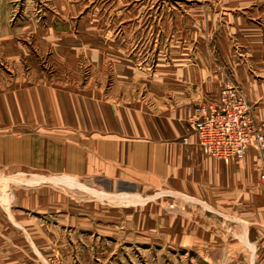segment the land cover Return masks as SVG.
I'll return each instance as SVG.
<instances>
[{
    "label": "rangeland",
    "instance_id": "374dc122",
    "mask_svg": "<svg viewBox=\"0 0 264 264\" xmlns=\"http://www.w3.org/2000/svg\"><path fill=\"white\" fill-rule=\"evenodd\" d=\"M80 1L62 6L52 0H0V92L55 82L100 89L107 96L142 98L162 88L148 81L160 75H180L184 64L199 66V70L214 60L225 64L218 43L232 46L230 52L234 49L233 56L244 59V64H254L244 53L246 40L237 41V34L231 37L225 31L221 38L215 37L221 34L227 12L248 11L262 31L259 39L264 53V0L235 4L229 0ZM180 58L188 62L174 64ZM123 74L134 77L132 83L115 85ZM225 75L223 87L228 80L241 87L234 76ZM200 103L187 108L192 111ZM253 155L257 160L252 156L248 164L227 159L233 163L230 182H225L230 184V197L220 195L217 188L213 208L200 198L192 214L184 209L186 213L172 214V220L181 221V229H126V213L121 211H116L118 220L122 218L121 229L57 228L48 221L71 227L80 219L70 214L55 218L57 211L51 208L62 207L64 196L76 203L103 199L89 190L94 186L78 181L84 188L57 176L47 181L42 174L34 177L31 172L0 169V264H75L65 255H49L50 244L73 245L82 238L91 247L90 238L100 235V249L113 254L107 264H264V202L259 205L264 160L258 151ZM42 194L53 197L48 202Z\"/></svg>",
    "mask_w": 264,
    "mask_h": 264
},
{
    "label": "crops",
    "instance_id": "0c3cea01",
    "mask_svg": "<svg viewBox=\"0 0 264 264\" xmlns=\"http://www.w3.org/2000/svg\"><path fill=\"white\" fill-rule=\"evenodd\" d=\"M235 1L239 0L228 3ZM51 3L75 6L81 1L52 0ZM247 12L224 13V29L219 28L220 35L212 34L221 38L225 31L231 37L237 34V41L246 40L242 44L244 53L251 56L254 64H244V59L239 61L233 56L234 49L230 52L232 46L218 43L225 64H216L214 60L200 70L199 66L184 64L180 75L148 78L147 84L162 88L142 98L107 96L100 89L55 82L16 86L0 92V169L31 172L34 177L42 174L48 177L47 181L57 176L65 183L73 181L80 185L79 181L94 186L95 191L89 190L103 199L76 203L64 196L62 207L51 208L57 211L55 218L58 214H70L80 219L77 226L71 227L48 221L54 227L59 225L57 228L82 231L91 227L107 232L112 227L121 229L122 218L116 217V211H121L126 213L125 226L122 225L126 229L161 230L168 226L181 229V221L172 220V214L181 215L182 209L192 214L198 209L200 198L213 208L217 188L222 191L220 195L230 197L232 193L230 184L225 182H230L233 163L213 157L200 146L192 133L195 112L187 108L188 104L217 100L225 74H231L252 105L257 129L264 134V64L261 63L264 53L259 39L262 31L255 27L254 18ZM187 59H174L178 61L174 64H183ZM117 80L115 85L129 84L134 77L124 75ZM171 85L174 87L169 88ZM248 153L239 163L248 164L257 149L251 146ZM57 180L53 181L57 183ZM42 195L48 202L53 197ZM262 198L260 206H263ZM87 222L93 224L89 226ZM90 239L91 247L82 238L73 245L52 243L49 255H65L75 264L112 262L113 254L99 247L101 235Z\"/></svg>",
    "mask_w": 264,
    "mask_h": 264
},
{
    "label": "built area",
    "instance_id": "2783aa9c",
    "mask_svg": "<svg viewBox=\"0 0 264 264\" xmlns=\"http://www.w3.org/2000/svg\"><path fill=\"white\" fill-rule=\"evenodd\" d=\"M193 110L192 133L210 155L242 160L254 146L264 160V134L257 129L252 105L234 80L226 82L217 100L197 104ZM260 179L264 183V169Z\"/></svg>",
    "mask_w": 264,
    "mask_h": 264
}]
</instances>
